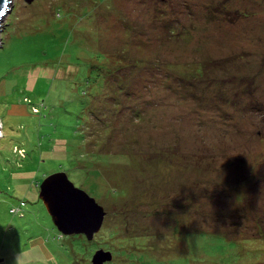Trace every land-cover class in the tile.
<instances>
[{
  "label": "rangeland",
  "instance_id": "rangeland-1",
  "mask_svg": "<svg viewBox=\"0 0 264 264\" xmlns=\"http://www.w3.org/2000/svg\"><path fill=\"white\" fill-rule=\"evenodd\" d=\"M0 39V264H264V0H16Z\"/></svg>",
  "mask_w": 264,
  "mask_h": 264
},
{
  "label": "water",
  "instance_id": "water-1",
  "mask_svg": "<svg viewBox=\"0 0 264 264\" xmlns=\"http://www.w3.org/2000/svg\"><path fill=\"white\" fill-rule=\"evenodd\" d=\"M15 3L16 0H0V31L4 16ZM39 196L63 234H83L92 240L102 227L106 214L104 207L86 190L76 186L64 171L46 176L40 185ZM111 259V251L99 249L92 256V263L104 264Z\"/></svg>",
  "mask_w": 264,
  "mask_h": 264
},
{
  "label": "bare ground",
  "instance_id": "bare-ground-1",
  "mask_svg": "<svg viewBox=\"0 0 264 264\" xmlns=\"http://www.w3.org/2000/svg\"><path fill=\"white\" fill-rule=\"evenodd\" d=\"M2 134V131H1V129H0V135Z\"/></svg>",
  "mask_w": 264,
  "mask_h": 264
},
{
  "label": "flooded vegetation",
  "instance_id": "flooded-vegetation-1",
  "mask_svg": "<svg viewBox=\"0 0 264 264\" xmlns=\"http://www.w3.org/2000/svg\"><path fill=\"white\" fill-rule=\"evenodd\" d=\"M111 252H112V251H111ZM112 257H113V252H112ZM105 263H106V262H105ZM105 263H104V264H105Z\"/></svg>",
  "mask_w": 264,
  "mask_h": 264
}]
</instances>
